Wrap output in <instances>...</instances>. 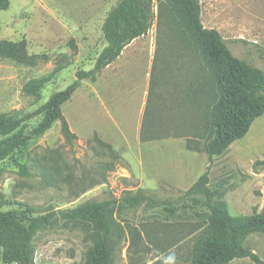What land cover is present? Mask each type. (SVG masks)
<instances>
[{"label":"rangeland","instance_id":"rangeland-1","mask_svg":"<svg viewBox=\"0 0 264 264\" xmlns=\"http://www.w3.org/2000/svg\"><path fill=\"white\" fill-rule=\"evenodd\" d=\"M119 1L10 0L9 9L0 13V41L24 42L35 64L0 58V115L23 120L25 131L36 127L43 117L35 111L72 85L78 71L95 67L107 47L106 22ZM200 3L204 27L218 30L235 56L264 70V0ZM159 29L155 1L148 33L127 46L96 83L82 81L62 106L77 136L73 144L56 122L0 161V212L39 216L114 200L119 231L113 264H191L207 234L210 212L203 194H185L208 167L213 200L224 201L234 216L262 211L264 170L256 173L254 164L264 159V115L213 164L205 154L187 149L186 135L142 141L149 103L156 100L158 107L193 125L217 95L211 93L214 79L196 50L165 42L157 55ZM47 77L51 81L38 95L23 93L28 81ZM128 196L150 197L160 204L121 205ZM165 207H175L177 213ZM9 230L17 233L18 227ZM134 230L141 234L139 240H134ZM243 245L264 261V234L248 236ZM93 246L87 227L58 216L33 238L37 264H82ZM229 264L255 263L246 258Z\"/></svg>","mask_w":264,"mask_h":264},{"label":"trees","instance_id":"trees-1","mask_svg":"<svg viewBox=\"0 0 264 264\" xmlns=\"http://www.w3.org/2000/svg\"><path fill=\"white\" fill-rule=\"evenodd\" d=\"M155 1L160 7L157 55H160L165 42H175L186 51L196 50L214 79L211 93L217 95L212 106L200 114L199 122L194 121L193 125L186 124L187 120L178 119L167 108L164 111L158 107L156 100L153 104L149 103L141 130L142 141L165 139L171 134L186 135L187 149L205 154L210 164H213L235 142L248 135L255 121L264 115V70L235 56L218 30L204 27L200 0H120L106 22L107 47L98 57L95 67L89 71H78L72 85L55 93L35 111V116L43 117L36 127L25 131L23 120L11 115H0V135L3 137L0 140V161L33 138L44 135L56 122L61 124L62 135L68 144L77 140L62 112V106L71 100L82 81L96 83L102 71L113 64L127 46L148 33ZM9 7L10 0H0V13ZM0 58L27 66L35 64L24 42L0 41ZM156 72L158 60L155 62L153 77ZM51 78L30 80L22 91L28 96L38 95ZM107 148L112 150L110 146ZM209 168L185 194V197L203 194L210 212L207 234L198 246L191 264H229L246 258L255 264H264L258 254L243 245L248 236L264 234V207L260 213L232 215L224 201L213 200L208 188ZM21 170L24 175L30 173L26 166H22ZM261 170H264V159L254 164L256 173ZM192 200L197 202L195 198ZM120 203L129 207H156L160 204L158 200L145 196H128ZM116 204L114 200L86 202L72 210L39 216H30L23 211L0 212L2 264H37L33 248L34 235L38 229L51 226L57 216L62 221L87 227V240L93 242L94 246L82 264H113L117 244L115 236L119 231L114 220ZM165 211L174 215L177 208L165 207ZM19 221L22 224L19 225ZM16 227L17 233L9 230ZM130 232L134 240L141 238L138 230Z\"/></svg>","mask_w":264,"mask_h":264},{"label":"crops","instance_id":"crops-1","mask_svg":"<svg viewBox=\"0 0 264 264\" xmlns=\"http://www.w3.org/2000/svg\"><path fill=\"white\" fill-rule=\"evenodd\" d=\"M109 67H110V66H108V68H109ZM251 130H252V128H251ZM251 130H250V131H251ZM250 131H249V133H250ZM249 133H248V135H249ZM248 135H247V136H248ZM247 136H246V137H247ZM246 137H245V138H246ZM243 139H244V138H243ZM0 264H2L1 260H0Z\"/></svg>","mask_w":264,"mask_h":264}]
</instances>
